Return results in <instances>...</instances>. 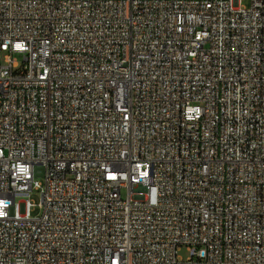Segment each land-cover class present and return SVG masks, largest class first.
I'll list each match as a JSON object with an SVG mask.
<instances>
[{
    "label": "built area",
    "instance_id": "built-area-1",
    "mask_svg": "<svg viewBox=\"0 0 264 264\" xmlns=\"http://www.w3.org/2000/svg\"><path fill=\"white\" fill-rule=\"evenodd\" d=\"M242 1L0 0V264H264Z\"/></svg>",
    "mask_w": 264,
    "mask_h": 264
},
{
    "label": "rangeland",
    "instance_id": "rangeland-1",
    "mask_svg": "<svg viewBox=\"0 0 264 264\" xmlns=\"http://www.w3.org/2000/svg\"><path fill=\"white\" fill-rule=\"evenodd\" d=\"M242 5L244 6V7H250V1L249 0H243L242 1ZM14 58L16 59V61L20 64V65H22L23 64V62H24V56L23 55H21V54H16L15 56H14ZM32 199H33V201L35 202V203H39V197H38V195L37 194H35L33 197H32ZM37 213H35L34 215H36ZM179 256L183 259V260H186L188 257H189V252L187 251V249L186 248H181V250L179 251Z\"/></svg>",
    "mask_w": 264,
    "mask_h": 264
}]
</instances>
